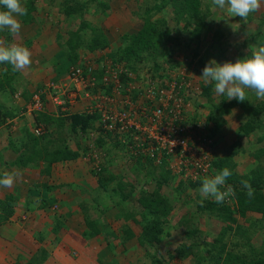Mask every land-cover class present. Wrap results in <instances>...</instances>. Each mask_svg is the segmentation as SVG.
<instances>
[{"label": "rangeland", "instance_id": "obj_1", "mask_svg": "<svg viewBox=\"0 0 264 264\" xmlns=\"http://www.w3.org/2000/svg\"><path fill=\"white\" fill-rule=\"evenodd\" d=\"M35 1L39 9L35 18H40V23L32 21L28 25H25L26 27L24 29H21L18 34L13 35L14 41L11 45L5 40L6 33L0 34V46H24L31 51V64L20 72H14L11 66L6 68L5 66L0 65V81H2V79L4 80V77L8 75L16 74L13 81L16 92L11 96L4 94L3 92L0 94V102L6 103L7 108H14V111L17 113L14 118L15 122H17V127L12 123L2 125L0 126V129L2 130L3 128L7 130H5L7 134L3 133L7 138H17L18 140L22 137L23 130L26 128L31 131L34 127H42L44 135L48 133L45 125L36 120L39 113L51 117H57L58 115H61V111H59L61 108L63 115H69L72 113L87 114L85 112L86 108L93 104L91 100L83 98L82 100L77 99V101H74V104L66 105V103H68L66 102L68 93L74 91L69 72L71 67L75 66L67 63L66 54L69 53L70 49L67 45V41L72 32L79 30L81 24L80 17L74 15L70 19H61L57 13L58 9H55L51 0ZM106 1L109 2V10L106 16H100V9H98L99 6L94 2L85 18L93 26L102 27L104 29L109 40V48L91 52L84 47H80L78 50L79 62L76 65L80 66V64L82 65L90 62V64L94 66L92 67L91 76L96 77L99 82L101 74L103 73L97 68L99 66L98 61L102 58L112 61L110 53L113 51L118 52L119 49H121L123 46V36L125 34H135L141 29L143 25V16H150L153 20L160 21V24L164 26V29H167L169 32L167 37V39H169L166 46L167 49L163 51L162 48V52L166 53L167 50L168 52L165 56L159 57L157 60L158 63H161L160 69H156V62L151 59L148 62L139 65L137 73L144 75L148 73L159 75L162 73L164 76H171L173 73L180 70L181 73L185 72L191 80L195 82V85L201 88L202 93L198 96L197 102L195 103V110L192 119H197L195 121L198 122L205 121L207 125L211 126V133L215 139L214 158L228 153L230 146L239 139L238 141L241 142L242 149L234 157V161L237 164L236 171L240 175L250 174L258 164L251 154L258 152L260 148L264 147V130L249 136L241 137L238 131L243 123L244 116L242 108L240 107L232 109L231 113L225 117L226 123L224 127L220 130H215L213 122L209 120L211 105L219 103L222 95L215 94L213 91V85H205L200 76L202 75V70L205 64L211 58H215L220 63L227 61L235 62L237 59L247 55L250 48L264 45V42H261L260 40V35L264 37V24L260 23L264 18V5H261L258 12L250 14V17L245 20L239 16H229L226 10L215 7L212 0H202L203 10L208 15L206 19L207 22L204 29L200 32L199 38L191 40V46L187 47L186 42L189 41V34L188 32H184V34L181 33V31L186 28V24L183 21H177V16L174 14L172 8L157 11V9H155L156 4L152 0ZM149 9H152V11L147 13ZM18 19L20 20V17H18ZM192 28H194V26H188L187 31ZM216 30H218L217 33H220L221 36H217ZM82 33L85 39L88 40L91 38L92 33L90 29H83ZM169 57L171 58V60L169 59L170 61L167 63L163 62ZM52 84H55L59 90L55 92L52 88L49 89L47 96H45V100L43 101V112L38 111L28 113L26 109H28L29 105L32 103L34 96L39 91L44 88L47 89V86ZM97 86L98 83L96 84V87ZM208 86L211 87V99H207V97L205 98L203 96L202 88ZM96 87L95 89H89L93 96L97 93ZM6 92L8 93V88ZM49 92L52 94V98H56L57 101L60 102V105L50 97L51 94H49ZM246 99V101L252 105H257L261 101H264L257 99L254 92L251 90H249ZM61 101L64 102V104H61ZM262 119L264 121V116H262ZM11 126L12 128L15 126L17 130H11ZM56 129L57 128L53 126V131ZM18 130L20 135L15 136ZM59 131L60 136H63L64 143L73 150L80 148L81 153V156H79L77 160L72 161L73 164L80 162V164L74 168L68 165L66 166L67 162H59L58 165H63L61 171L64 173L68 171L74 175L80 176H82L83 171H85V175L90 176V179L93 181L91 184H88V181L85 179L81 180V183L65 185L58 184L57 182L60 179L57 174H60L61 172H55V177L51 175L52 170L49 174H42L41 171L46 166V164L43 163L41 168H30L32 171L29 172L30 175H28V177H33V179L36 178L37 180L36 183L31 181L36 187L31 186L33 193H29V198L38 196V198H31V202H40L47 212L62 217L63 212L61 211L60 200L59 198L56 200L57 198H55L54 194H58L57 196L59 197V194H65L70 190L73 193L79 191L82 194V190H86L87 194L84 193L86 197H83L84 194L79 196L76 207L72 206L71 201H67L71 204L69 205L70 210H72V212L75 211L78 214H81L82 212V215L85 211H88L98 225L100 232H102L103 229L106 231V229L110 228L109 224L115 226L114 222L119 216L118 211H120L119 207L121 205L120 195L114 193L119 182L124 184V192L132 193L130 200L127 201L123 207H120L125 208L122 211L124 216H127L132 220V211L141 210V206L138 203L139 197L144 194L151 195L155 191L160 190V193L171 200L174 206L169 217L170 226L168 230L170 235L155 248L141 247V250L138 253L140 258L137 260L133 255H130L128 257H131V262L128 264H198L199 262L197 263L195 257L186 260H169L167 254L169 251L174 252L179 245H189L191 243L192 239L185 236V231L189 228L201 229L203 235L199 234L196 237V239H198L197 241L200 242V247L196 252L199 251L197 253L198 256H204V262L201 264H212V258L206 253L210 246L202 244L201 240L204 238L208 243H213L219 236L225 224L216 216H210L208 213L202 211L203 203H201V200H204L205 198L202 197L198 189L201 185L202 179L205 177L193 181L186 179L184 174H181L180 176V174L174 173L173 170L164 167L166 170L170 171L171 175L169 176L167 185L158 187L157 181L152 177L153 173L151 172V166H149L146 161L141 163L142 166L134 163V161L130 160L126 151L122 148L114 147V144L110 143V141H108L105 136H102L101 133H98V131L80 130L72 132L69 128V123L59 129ZM0 136L2 137V135ZM57 136L59 135L57 134L56 137ZM260 138H263V140H260ZM10 148L12 149V147ZM17 156L18 155L14 154L11 157L3 158L2 160L5 164L3 161L0 162V171H3L8 166L11 167L9 164L14 162ZM262 162L264 164V159ZM99 167L101 168L100 171L98 170ZM160 167L156 166L159 176L162 174L161 172L163 170L162 166ZM103 168L105 170H103ZM215 171L216 169L214 167L212 172L206 177L213 176ZM100 178H103V183H101ZM17 179L19 180L18 177ZM190 181L200 182V184L194 187L191 185ZM178 188L181 189L180 192L177 190ZM5 191L7 190H0L1 194L5 193ZM34 191H36V194L43 193V198L40 195H34ZM224 204L235 212L236 220L231 223L232 229L230 228V231L227 233L223 241V243H226L229 251H241V243H243L242 245H246V243H264V219L262 213H253L252 211H249L250 213L248 212V215L251 216V219L242 216L239 213V205L234 194L226 198ZM110 207H113V209L114 207H117L118 210L114 211L111 209L109 211ZM107 210L113 212L114 216L112 213L108 214L109 212ZM57 216L55 217L57 218ZM135 219V228L141 230L142 218L137 216ZM117 221L116 225H118ZM105 234L106 233H104V235ZM107 239L111 242L108 235ZM113 245L115 246V249L118 247L116 244ZM52 249L55 248H52L51 246L47 250L42 249L40 251H45L49 257L48 252H51L50 250ZM243 251L250 252L251 250L246 248ZM103 252L106 253L107 256L110 254V250L106 248ZM119 253L121 255V252ZM71 254L73 257L77 258L73 253ZM115 254L118 255L116 252ZM30 259L26 256L25 258H20L17 263H27ZM45 261L42 264H46Z\"/></svg>", "mask_w": 264, "mask_h": 264}, {"label": "trees", "instance_id": "obj_2", "mask_svg": "<svg viewBox=\"0 0 264 264\" xmlns=\"http://www.w3.org/2000/svg\"><path fill=\"white\" fill-rule=\"evenodd\" d=\"M58 9L57 13L61 19H70L74 15H78L81 19V24L79 30L72 32L67 45L69 46V53H67V63L70 65H76L79 62L78 50L80 47L86 48L88 51L96 52L98 50H105L109 48V40L105 31L102 27L93 26L90 22L86 20V14L88 13L90 7L95 2L100 9V16H106L109 10V2L106 0H51ZM155 2V9L157 11H163L166 8H172L174 14L177 16V21L185 22L186 28L181 31L188 32L189 41L186 42V46H191V40L199 38L200 32L204 29L207 19V13L204 12L202 6V0H152ZM22 5L26 9V14L20 17L22 26L28 25L32 21L40 23V18H35L39 12L38 6L35 0H22ZM152 9H149L147 13H150ZM250 17V15H249ZM36 22V23H37ZM264 24V18L260 21ZM188 26H194V28L187 31ZM90 29L91 38L85 39L82 30ZM218 30H216V33ZM1 33H6V42L12 44L14 39L13 35L8 32L7 29L0 31ZM39 33V31H38ZM168 30L164 29V26L160 24V21L153 20L150 16H143V25L141 29L135 34H125L123 36V46L119 51L110 53L111 60L113 62L124 63L128 69L138 72V66L148 62L149 60H155L156 69H160L161 63L157 60L159 57H163L167 52H162L166 50L168 43ZM217 36H221L217 33ZM261 42H264V37L260 35ZM30 42V41H28ZM171 58H166L163 62L167 63ZM0 65L6 68L12 67L8 63H0ZM10 70V69H9ZM15 75H8L4 77V80L0 81V94L12 95L16 92L13 81ZM123 81H127L128 77L126 75L122 76ZM8 88V93L7 88ZM211 87H203V96L207 99H211L212 92H210ZM202 93V92H201ZM26 96V94H25ZM42 100H45V95H42ZM211 111L209 120L213 122L215 130H220L224 127L226 120L225 117L229 115L232 109L236 107L242 108L244 120L239 127L238 133L240 136H249L264 130V121L262 116H264V101H261L257 105L249 104L247 101H238L236 99L227 100L226 96L221 97L219 103L211 105ZM14 108H7L6 104L0 102V126L8 124L9 120L16 117L17 113ZM61 115L57 117H51L49 115L39 113L36 117L37 122H42L47 130L46 135L36 136L32 129L31 131L26 128L23 131L22 137L17 141L18 146H15V142L11 144L13 152L18 155L16 160L12 162V165L25 168H41L43 163L46 164L45 168L41 171L42 174H49L55 163L64 161H74L81 156L80 148L77 150L71 149L64 143L63 136H60L59 129L69 123V128L72 132L76 131H88L96 130V122L98 121L99 115L97 113L93 115L72 113L69 115ZM65 113V112H64ZM41 114V115H40ZM62 116V117H61ZM197 120V119H195ZM8 126V125H7ZM53 126L57 129L53 131ZM55 134V135H54ZM59 135L56 137V135ZM102 136L114 144V147L122 148L129 155L130 160L134 163L141 165V157H137V154L132 152L127 148V145L119 141L118 135L116 134V140H112V134L110 132H101ZM104 138V139H105ZM127 142L132 145V140L127 136ZM239 140V139H238ZM235 141L225 155L217 156L213 162V168L216 171L214 175L223 169L224 167L232 170V176H230L226 185H230L233 189V194L238 202L239 213L242 216H246L249 211L258 212L263 214L264 219V164L262 160L264 159V147L260 148L258 152L252 153L251 155L258 162L256 167L250 172V174L240 175L237 171V164L234 161V157L241 151L242 144L240 141ZM263 140V138H260ZM14 141V140H13ZM12 142V141H11ZM103 144V143H102ZM149 166H151L152 177L157 181L158 187L168 184L170 171L166 170L162 166V176L158 175L156 166L152 161L146 160ZM142 166V165H141ZM161 168V167H160ZM103 170H105L103 168ZM102 170V174H103ZM153 170V171H152ZM0 173H2L0 171ZM101 177V176H100ZM101 183H103V178H100ZM107 180V179H105ZM248 181L253 190V195L251 197L247 196V189L243 188L242 181ZM191 182L192 186L199 185L200 182ZM179 192L180 188L177 189ZM114 193L120 195L121 203H125L130 200L132 193L124 192V184L119 182L117 189ZM115 196V195H114ZM17 196H8L4 199H0V224L7 222L15 213V207L17 204ZM138 203L141 206L140 211H132L133 218L140 215L142 217V233L138 238V242L141 244L142 248L152 247L155 248L159 246L163 240L170 235L168 230L170 226V215L174 209V206L167 197L160 193V190L155 191L151 195L144 194L139 197ZM202 211L208 213L210 216H216L225 226L220 232L219 236L215 239L213 243H208L204 238L201 243L210 246L206 251L212 258V264H264V247L263 251H258L256 249L251 251L250 254L235 253L233 251L227 250L226 243H223L225 236L230 231L231 223L235 222V212L231 208L227 207L224 202L216 203L210 198H205L203 200ZM85 223L87 225V236H96L100 233V229L96 224L95 220L91 217L88 211L84 212ZM264 227V225H263ZM232 229V228H231ZM264 230V229H263ZM124 232V240H130L135 237L133 232L127 227ZM203 235L198 228L188 229L185 231V236L191 238L192 241L189 245H179V247L174 252H168L169 260H186L195 257L197 263L201 264L204 262V256H198L196 250L200 247V242L196 239L197 235ZM252 244V243H251ZM250 247L253 246L250 245ZM40 257V258H38ZM35 256L28 260L27 263H17V264H42L46 258L47 254L45 251H41L39 256Z\"/></svg>", "mask_w": 264, "mask_h": 264}, {"label": "built area", "instance_id": "obj_3", "mask_svg": "<svg viewBox=\"0 0 264 264\" xmlns=\"http://www.w3.org/2000/svg\"><path fill=\"white\" fill-rule=\"evenodd\" d=\"M98 65L103 73L99 82L91 76L94 66L90 62L71 67L69 77L74 91L68 93L66 105L77 99L91 100L93 104L85 112L99 115L98 133H115L113 142L117 141V134L119 141L142 161L150 160L155 166H165L193 181L212 172L215 139L210 125L192 119L201 88L185 72L180 70L171 76L144 75L128 69L124 63L106 59L99 60ZM123 75L128 77L127 81H123ZM95 87L97 93L93 96L89 89ZM51 88L59 90L52 84L39 91L26 111L43 112L41 97L47 96ZM32 131L36 136L44 134L42 127H34Z\"/></svg>", "mask_w": 264, "mask_h": 264}, {"label": "crops", "instance_id": "obj_4", "mask_svg": "<svg viewBox=\"0 0 264 264\" xmlns=\"http://www.w3.org/2000/svg\"><path fill=\"white\" fill-rule=\"evenodd\" d=\"M25 27L26 26L23 25L21 29H24ZM12 123H14L17 127V122H15L14 119L8 121V124ZM16 127L13 126L12 128L11 126V130H17ZM5 130L6 129L3 128L2 130L0 129V135H2V137L0 136V162L3 161V158L11 157L15 154L10 148L13 142H15V146H18L17 138H7L3 135V133L7 134V130ZM17 135H20L19 130L15 136ZM64 162H67L66 166L68 165L72 168L80 164V162H76L74 164L72 161ZM58 164L59 163H55L53 165L51 174L55 177V172H61L60 174H57L60 179L57 182L58 184L65 185L71 183H81V180L84 179L88 181V184H91L93 181L90 179V176L85 175V171H83L82 176L74 175L68 171L64 173L61 171L63 165ZM9 165H11V167L8 166L1 172L4 173L5 171L8 173H14L16 175V179L10 188L0 187L1 191L7 190L2 194L0 192V199L16 195L18 200L14 215L9 221L0 224V264H17V261L20 258H25L27 256L30 259L35 256H39L41 252L40 250H47L51 246L55 249L48 252L49 257L47 256L48 258L45 261L46 264H128L131 262V257L128 256L133 255V257L137 260L140 258L138 253L142 246L138 242V238L142 233V227L141 230H137L134 226V218L132 220L131 218L129 219V217L124 216L122 211L125 208L120 207H123L126 202L120 203V211H118L119 216L117 217L118 221L116 220L118 225H116L115 221V226L109 224L110 228L106 229V231L103 229V231L101 230L102 232L98 235L89 237L86 234L87 225L85 223V218H83L84 214L82 215V212L81 214H78L75 211L72 212L69 207L71 204L67 202L71 201L72 206L76 207L79 196H82L84 193L87 194L86 190H82L83 194L79 191L73 193L71 190L65 194H59V197L57 196L58 194H54L55 198H57L56 200L59 198L61 211L63 212L62 217H59L47 212V210L43 208L42 203L31 202V198H38V196L29 198V193H33L31 186L36 187V185H33L32 182L36 183L37 180L36 178L33 179V177H28V175H30L29 172L32 170L28 167L25 168L12 165V163ZM87 186L85 187L88 188ZM34 195H40L43 198L44 194H36V191H34ZM111 209H113V207H110L109 211ZM113 210L115 211L118 209L117 207H114ZM110 213L114 216L113 212H109L108 214ZM249 213L246 214L247 219H251V216L248 215ZM55 216H57V218ZM127 227L133 232L135 237L125 241L123 231ZM199 230L201 231V229ZM104 233L106 234L104 235ZM107 235L111 242L107 239ZM113 244H116L119 248L117 247L115 249ZM242 244L243 243H241L240 246L241 251H236L235 253L252 254L250 252H253L254 249L262 252L264 247V243H252L253 249L250 247L251 243H246V245ZM105 248L110 250V254H108V256L103 252ZM246 248L251 251H243ZM115 252L118 253V255L115 254ZM119 252H121V255ZM71 253L77 256V258L73 257Z\"/></svg>", "mask_w": 264, "mask_h": 264}, {"label": "clouds", "instance_id": "obj_5", "mask_svg": "<svg viewBox=\"0 0 264 264\" xmlns=\"http://www.w3.org/2000/svg\"><path fill=\"white\" fill-rule=\"evenodd\" d=\"M212 3L215 7L226 10L229 16H239L246 20L250 14L259 11L264 0H212ZM25 14L22 0H0V31L7 29L12 35L18 34L22 27L18 17ZM0 63L11 64L14 72H20L31 64V51L24 46H0ZM200 77L205 85H213L215 94L226 96L227 100L246 101L249 90L254 92L257 99L264 100V45L250 48L247 55L235 62L220 63L211 58L205 64ZM232 174V170L224 167L215 175L203 178L199 193L204 198H212L218 204L223 203L233 194L232 187L226 185ZM15 179L14 173H0V187L10 188ZM242 185L247 189V196L251 197V185L246 180L242 181Z\"/></svg>", "mask_w": 264, "mask_h": 264}]
</instances>
